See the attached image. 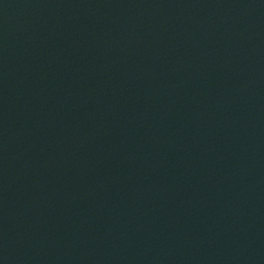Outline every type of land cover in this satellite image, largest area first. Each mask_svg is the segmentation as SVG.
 <instances>
[{"label":"water","instance_id":"95a60500","mask_svg":"<svg viewBox=\"0 0 264 264\" xmlns=\"http://www.w3.org/2000/svg\"><path fill=\"white\" fill-rule=\"evenodd\" d=\"M0 264H264V0H0Z\"/></svg>","mask_w":264,"mask_h":264}]
</instances>
